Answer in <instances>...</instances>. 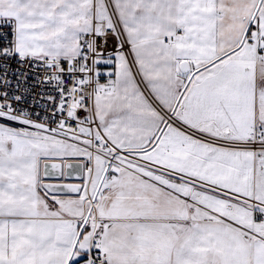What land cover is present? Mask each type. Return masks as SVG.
Segmentation results:
<instances>
[{
	"label": "snow or ice",
	"instance_id": "1",
	"mask_svg": "<svg viewBox=\"0 0 264 264\" xmlns=\"http://www.w3.org/2000/svg\"><path fill=\"white\" fill-rule=\"evenodd\" d=\"M0 264H264V0H0Z\"/></svg>",
	"mask_w": 264,
	"mask_h": 264
}]
</instances>
